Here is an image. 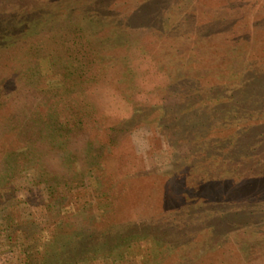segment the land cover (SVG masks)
Returning a JSON list of instances; mask_svg holds the SVG:
<instances>
[{
	"label": "rangeland",
	"instance_id": "obj_1",
	"mask_svg": "<svg viewBox=\"0 0 264 264\" xmlns=\"http://www.w3.org/2000/svg\"><path fill=\"white\" fill-rule=\"evenodd\" d=\"M250 89L264 110V0H0V264L35 263L55 228L48 263L66 264L53 248L112 202L146 238L69 264H264V177L200 183L194 164L225 122L263 138ZM256 144L231 157L256 163Z\"/></svg>",
	"mask_w": 264,
	"mask_h": 264
},
{
	"label": "trees",
	"instance_id": "obj_2",
	"mask_svg": "<svg viewBox=\"0 0 264 264\" xmlns=\"http://www.w3.org/2000/svg\"><path fill=\"white\" fill-rule=\"evenodd\" d=\"M259 92H261V91H259ZM259 92H254V90H251V91H248L247 94H245L246 101L249 102V104L254 107L253 108L254 110H256V117H260L264 112V110H262V107L258 108V106H260V105H258V103L256 104V106L253 105V103L255 104L256 102H258L259 97L262 94ZM235 94H237V92H235ZM219 111L223 112V110H217L216 118H217V116H219V114H218ZM183 112L187 116H190L185 111H183ZM201 114L202 113H200L198 115H200L201 117L203 116L202 118H204L205 114H203V115H201ZM258 114H259V116H257ZM178 116H179V114H178ZM252 118H253V116L250 117L251 120H252ZM235 119H237V117ZM245 119H246V121L243 122V124H237V122L236 123L233 122L230 124V122L226 123L225 121H223V122H225V125H224V123H223V125L227 128V132H225V134L228 135V138H223V139L217 138V139L211 141V142L215 141V144L217 143L218 145L208 144L210 146V151H209L210 156H208L209 158L207 157L208 159L205 160L204 158H206V157H204L202 160L201 157L196 156V161L194 164L197 166H198V164H202V166L203 165L205 166L204 170L202 171V175L199 176V177H202L199 179L200 183H205L208 181L214 182L216 180L227 179L228 177L234 178V175L238 176L237 179H239L241 177L236 172V169H241L244 171V170H246V168H247V176L245 178H248L249 181H251V178L257 180V178L264 177V173L260 174L261 171H264V134L262 135L263 138H261V140L258 139L256 142L253 138L254 135L253 136H251V135L255 134L256 132L258 133V130H257L258 125L256 122H249L248 121L249 116H245ZM241 122H242V120H241ZM211 124H213V123H211ZM211 124H210V127H215L214 125H211ZM201 139H203L202 135H200L196 138L195 142H198L197 145H199V143L202 144L203 140H201ZM252 143H255V144L257 143L256 145H258L257 150L255 152L258 153L257 156H258L259 160L256 163H254L253 162L254 160H252L251 158H250V160H249V158L246 159L249 155H247V157L245 159L244 158L241 159L239 162L237 161L238 159L236 160V158L234 159L233 156L231 157V155H233V154L239 155L238 152L240 149L242 150V153H243V149L245 147H247V148L253 147L255 144H252ZM227 144H228V146L221 149L222 145H227ZM214 149H216L217 151H214ZM233 151H235V153ZM240 155H242V154H240ZM257 168H259V169H257ZM248 186L249 185H246L245 188H247ZM257 186H258V184H257ZM109 193L112 195L111 191H109ZM128 193L129 192L125 193L124 195L126 196ZM178 193L180 195V192H176V194H178ZM237 194H238V197L241 195V188L238 189ZM63 198H64V200H66L65 198H67V196H63ZM16 205H17V203H16ZM112 207H113V209H111L106 214L107 216L105 215L103 217L102 222H98V223L93 222L92 225L87 224V225H82L79 227V229L87 228L89 230L88 235L86 233L85 234H83V233L77 234L75 231L73 234L71 233V235L69 237L71 239V240H69L70 241L69 246H71L70 248H68L66 245L57 246V248L54 247L53 252L55 253V256L57 255L58 258H61V257L66 258L68 260V262L66 264H69V262L74 263L75 261H77V259H79V257L81 258V255L83 256V254L85 255V257H88L91 260L96 261V259H99L101 257H106L107 256L106 253L109 249H111V247H120L121 245H125L129 248H132V243L135 239L138 238V236L142 237V238H146L145 234L143 233L145 225L144 224L142 225L139 222L133 223V221H131L130 225L125 226L126 227L125 229L120 228L119 221H118L119 217L123 216L122 213L125 210L130 211V207H129V205H127V203H124L122 206H120V204L115 203V202L113 204V202H112ZM237 208L238 207L233 208V209H237ZM49 210L50 209L48 207V211ZM239 210L240 209H238L236 211L235 217L232 216L233 218H235L237 220H239L238 218L242 217V216H239L240 215ZM134 211H136V209H134ZM163 214H167V216H175L174 212L172 213L171 211H168V210L163 211ZM250 215L251 214L248 213L247 218ZM16 216L17 215L14 216L12 214L6 216V218H8L7 221H9L10 219H13V221L11 220L12 223L17 222V220L19 218H17ZM70 216L74 218V216L72 214ZM2 221L4 222V220H2ZM108 222H111L112 224L110 223V225H108ZM163 223H164V220L161 224H163ZM67 224H70V222H68ZM12 226H13V224H12ZM165 226H166V224L164 226H162V228ZM16 227L17 226L15 224L13 226V228L15 229ZM131 228H135L137 230L132 231ZM233 228H235V229L237 228V230H238V231L233 230L234 232H238V233L239 232L240 233L245 232V233H247V231L245 230V227L240 225V224L233 226ZM57 229H59V228H57ZM57 229L55 228L51 232L47 231L45 234L42 233L41 236L39 238H37L38 245L41 249L37 248V250L35 251L36 253L38 251V254L35 256V257H37L35 263H29V264H49L48 262H49L50 257H51L50 256V250H49V247H47L48 245L47 246L44 245L43 238L45 240L47 239L46 244L51 243V241L53 240L52 237H54V242H56L58 238L62 237V234ZM141 234H144V235H141ZM146 235H149V234L146 233ZM16 237H20V236H16ZM88 237H89V240L93 239L92 242L89 241L87 243L88 244L87 246L81 247L82 243H85V240H87ZM78 240H80V241H78ZM148 242H150V241H148ZM150 245H151L150 246L151 250L153 248L152 251H155L156 255H160V252H162L164 249H166L168 251L171 250V248L169 247L170 241L168 239L164 238L162 235L159 236V238L154 237L153 238V244H150ZM55 249H56V251H55ZM68 253H69V255H68ZM66 254H67V256H65ZM38 255H40L41 257H38ZM69 259H70V261H69Z\"/></svg>",
	"mask_w": 264,
	"mask_h": 264
}]
</instances>
